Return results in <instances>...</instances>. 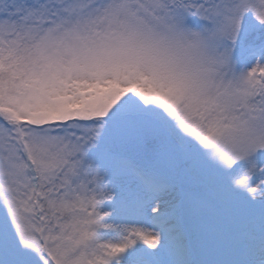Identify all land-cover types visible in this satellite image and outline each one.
Returning a JSON list of instances; mask_svg holds the SVG:
<instances>
[{
  "label": "snow or ice",
  "instance_id": "snow-or-ice-1",
  "mask_svg": "<svg viewBox=\"0 0 264 264\" xmlns=\"http://www.w3.org/2000/svg\"><path fill=\"white\" fill-rule=\"evenodd\" d=\"M0 264H264V0H0Z\"/></svg>",
  "mask_w": 264,
  "mask_h": 264
}]
</instances>
